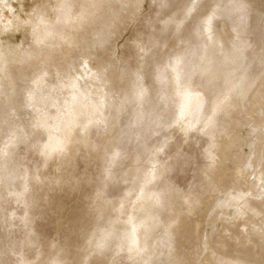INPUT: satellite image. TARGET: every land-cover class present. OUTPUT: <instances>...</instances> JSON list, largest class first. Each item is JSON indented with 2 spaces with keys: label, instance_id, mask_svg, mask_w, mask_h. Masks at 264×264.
I'll list each match as a JSON object with an SVG mask.
<instances>
[{
  "label": "rangeland",
  "instance_id": "374dc122",
  "mask_svg": "<svg viewBox=\"0 0 264 264\" xmlns=\"http://www.w3.org/2000/svg\"><path fill=\"white\" fill-rule=\"evenodd\" d=\"M0 54V264L264 258V0H0ZM77 88L96 111L66 130ZM148 194L150 233L112 239Z\"/></svg>",
  "mask_w": 264,
  "mask_h": 264
},
{
  "label": "bare ground",
  "instance_id": "6f19581e",
  "mask_svg": "<svg viewBox=\"0 0 264 264\" xmlns=\"http://www.w3.org/2000/svg\"><path fill=\"white\" fill-rule=\"evenodd\" d=\"M237 7V6H236ZM237 9V8H236ZM208 22L210 21V19H208L207 20ZM210 28V26H209V23H207V29H209ZM50 29H51V27H50ZM47 30V29H46ZM49 30V29H48ZM47 33H50L49 31L47 32ZM43 34V33H42ZM46 34V33H45ZM50 34H52V33H50ZM46 35H49V34H46ZM43 37H44V35H43ZM48 37V36H47ZM54 37H52V39H53ZM49 39H51L50 37H48V39L47 40H49ZM53 41V40H52ZM52 41L51 40H49L48 41V43L49 44H52ZM46 44H47V42H45ZM18 54V53H17ZM23 54V53H22ZM24 56L26 55L25 53L23 54ZM23 56V58L21 59V60H25L26 59V56L24 57ZM3 56H2V54H0V72H2V70H3V62H4V60H3V58H2ZM13 57H15V56H13ZM16 58H17V56H16ZM28 58V57H27ZM30 58V57H29ZM203 71L204 72H206V73H208V75H211V77H213L212 75L214 74V71H213V68H211V66H205L204 68H203ZM229 84H230V86H238L239 87V89H240V91L242 90V88H240V87H242L241 85H240V83L238 82V80L236 81V80H231V81H229ZM240 93V92H239ZM82 95L81 96V98L82 97H84L83 96V91L82 90H80V89H76V90H74L73 91V93H72V97H71V101H70V103H69V105H67V109H66V114L65 115H63L62 116V119L60 120V122L58 123V126L59 127H62L63 129L65 128L66 130H68V129H70L73 125H74V123H75V121H76V118H77V116H79V115H82V116H84L85 118H86V120H87V122H89V120L94 116V114H93V116H92V113L94 112V111H96V105L97 104H95L93 101H88V100H86V102L85 101H83L84 99L82 98H80V96L79 95ZM36 95V94H35ZM35 95H33V97L35 96ZM38 95H40V94H38ZM37 95V97L35 96V98L36 99H40V97L42 98V96H38ZM32 97V96H31ZM34 99V98H33ZM43 99V98H42ZM179 99H180V104H181V106H180V110H179V114H178V119H180L181 120V125H182V127L183 128H187V127H191V126H193V124H194V122H195V120L197 119V117H198V115H199V111H200V109H201V107H202V104H203V100H202V98L201 97H199V95H197V94H192V93H190L188 90L187 91H184V92H181V93H179ZM222 100H224V98H217V99H215L213 102H212V109L214 110V111H218L221 107H223L222 106V104L224 103V102H222ZM42 101V100H41ZM39 102H40V100H39ZM43 103H44V101H42ZM41 102V103H42ZM46 102V101H45ZM225 104V103H224ZM99 107V106H98ZM98 107H97V109H98ZM224 108V107H223ZM96 113V112H95ZM199 117H200V115H199ZM198 117V118H199ZM43 120V119H42ZM210 123V122H209ZM62 145V141L61 140H59V139H57V138H53V139H51L50 141H49V143L47 144V148L48 149H52V148H57V147H60ZM211 156V155H210ZM257 157H259L258 155H256ZM261 158V157H260ZM260 158L258 159V160H260ZM241 171H243V170H241ZM235 173V175H239L238 173H239V170L237 171V172H234ZM241 174V173H240ZM227 175H229V174H227ZM241 175H243V173L241 174ZM240 175V176H241ZM251 175V174H250ZM232 176V175H231ZM222 177V176H221ZM236 177V176H235ZM238 177V176H237ZM253 177V176H252ZM234 178V177H233ZM240 178V177H239ZM217 179V178H216ZM219 179H220V177H219ZM224 179H226V178H224ZM238 179V178H237ZM236 179V180H237ZM222 180V179H221ZM220 180V181H221ZM242 180V179H241ZM251 180V179H250ZM219 181V182H220ZM225 181H227V180H225ZM244 181V180H243ZM216 182V181H215ZM218 182V181H217ZM227 183V182H226ZM223 184H224V182H223ZM260 184V183H259ZM222 185V184H221ZM226 185V184H225ZM243 185V184H242ZM254 184H252V186H253ZM222 186H224V185H222ZM250 186H251V184H250ZM252 186H251V188H252ZM257 186H258V184H257ZM263 186V185H262ZM259 187H261V186H259ZM232 188V187H231ZM245 188V187H244ZM257 188V187H256ZM264 188V187H263ZM223 189H224V187H223ZM225 190H226V188H225ZM245 190V189H244ZM259 190V189H258ZM239 191V190H238ZM252 191H254V188H253V190ZM252 191H251V194H253V195H256V193L254 194V193H252ZM230 193H232V192H230ZM244 193V192H243ZM243 193H240L239 195H238V199H241L242 198V201H243V203L241 204V206L245 209V208H250L251 210L252 209H254V204L253 203H251L250 201H248V199H249V197H245V195H242ZM250 194V193H249ZM249 196V195H248ZM255 197V196H254ZM260 197V196H259ZM258 197V198H259ZM247 198V199H246ZM261 198H263V197H261ZM261 198L260 199H258V201L260 200L261 201ZM250 199H251V197H250ZM252 199H255V198H252ZM264 199V198H263ZM262 199V200H263ZM148 200H149V194L148 195H145V196H143V198H142V200H141V202H140V208L142 209V211H143V214H141V216H139V220L136 222V221H134V219H133V217L132 216H130L126 221H124V223L122 224V227H114L113 226V228L111 229V232L109 231V233L111 234V236L110 237H112V239L113 238H117L118 240H119V243H122V242H127L128 243V245L129 246H132V247H134V248H138V245H137V242H138V238L140 237V235H145V234H148V233H150V230H149V228H147L146 226H145V224H146V220H147V215H149V213L147 212V211H144L145 210V208L148 206ZM256 202H257V198H256V200H255ZM264 201V200H263ZM262 201V203H263V205H264V202ZM250 210V211H251ZM255 211H257V210H255ZM254 211V212H255ZM241 212H242V210H241ZM244 212V211H243ZM243 212H242V215H243ZM258 212V211H257ZM256 213V212H255ZM241 213L239 212V214L237 215V216H239ZM245 214V213H244ZM257 215V214H256ZM143 216V217H142ZM260 216V215H259ZM240 217V216H239ZM238 218V217H237ZM251 218V217H250ZM74 219V218H73ZM240 219V218H239ZM76 221V220H75ZM236 221V220H235ZM197 225V224H196ZM259 226V225H258ZM227 227V226H226ZM251 227V226H250ZM142 228H143V230H142ZM253 228V227H252ZM259 229L260 230H256V231H254L253 232V234L251 235V236H253V235H255V237H256V245H258V247L261 249V251H262V253H264V228L262 227V226H260L259 227ZM139 230V231H138ZM225 230V229H224ZM141 231V232H140ZM226 231V230H225ZM189 232V231H188ZM187 232V233H188ZM109 233H108V235H109ZM191 234L193 233V232H190ZM198 233V232H197ZM243 233H244V231H243ZM242 233V234H243ZM250 233H252V232H250ZM229 235V234H228ZM233 235V234H232ZM191 236V235H190ZM197 236H198V234H197ZM246 236H249V235H246ZM246 236H244V237H246ZM191 237H193V236H191ZM200 237V236H199ZM198 237V238H199ZM202 238V237H201ZM200 238V239H201ZM224 238V237H223ZM248 238V237H247ZM246 238V239H247ZM117 239H114V240H117ZM192 239V238H191ZM228 239V238H227ZM238 239V238H237ZM109 240H111V238L109 239ZM195 240V239H194ZM250 240V239H249ZM199 241V240H198ZM201 241V240H200ZM199 241V242H200ZM197 242V241H196ZM210 242V241H209ZM209 242H208V245H209ZM225 243V242H224ZM236 243V242H235ZM246 243V242H245ZM254 243V242H253ZM217 244H219V243H217ZM220 244H221V242H220ZM219 244V245H220ZM198 245V244H197ZM222 245H223V241H222ZM255 245V246H256ZM100 246H101V244H100ZM217 246V245H216ZM209 247H211V251H212V249L214 248V247H212V246H210L209 245ZM208 247V248H209ZM239 247V246H238ZM217 249H218V247H216ZM243 248V247H242ZM199 249V248H198ZM215 249V248H214ZM240 249V248H239ZM134 250V249H133ZM220 250H221V248H220ZM226 250V249H225ZM246 250V249H245ZM244 249L241 251V252H243L242 254H243V256L245 255V254H247V253H249L248 251L246 252ZM253 250V249H252ZM114 251V250H113ZM113 251H112V253H113ZM117 251V250H116ZM76 252H78V251H76ZM115 252V251H114ZM199 252V251H198ZM235 252H237V251H235ZM246 252V253H245ZM71 253V252H70ZM81 253L82 254H79V255H77L76 257H74V258H72L70 261H69V258L67 259L68 260V262L66 261L65 263H62V264H105V261H103L101 258V260L103 261V263H102V261H99L100 259L99 258H96L95 260H87L85 257H84V253L81 251ZM220 253V252H219ZM238 253V252H237ZM259 253V252H258ZM210 254H212V252L210 253ZM255 253H253V255H254ZM66 255H69L68 253L66 254ZM71 255V254H70ZM73 255V254H72ZM71 255V256H72ZM74 255H76V254H74ZM240 255H241V253H240ZM239 255V257L237 256V257H231V255H229V254H225L224 255V253H223V255H217L216 257H215V260H214V264H264V258L263 257H261V256H259V258L257 259V258H251L250 257V260L247 258V256H249V255H245L246 257L245 258H247L250 262H248V260H246V259H243V258H240L241 256ZM259 255V254H258ZM71 256H70V258H71ZM198 256V255H197ZM214 257V256H213ZM98 259V260H97ZM56 260V259H55ZM54 260V261H55ZM62 260V259H61ZM207 260H209V257H208V259ZM211 260V259H210ZM53 261V262H54ZM58 261V260H57ZM212 261V260H211ZM61 262V261H60ZM58 263V262H56V263H54V264H61V263ZM63 262H64V260H63ZM210 262V261H209ZM196 263V262H195ZM208 263V262H207ZM52 264V263H51Z\"/></svg>",
  "mask_w": 264,
  "mask_h": 264
}]
</instances>
